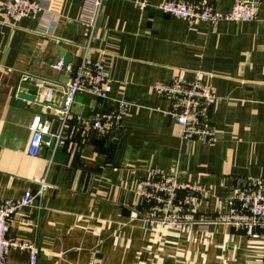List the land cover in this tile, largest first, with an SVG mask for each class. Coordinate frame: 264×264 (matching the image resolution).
Here are the masks:
<instances>
[{
	"label": "crops",
	"instance_id": "0c3cea01",
	"mask_svg": "<svg viewBox=\"0 0 264 264\" xmlns=\"http://www.w3.org/2000/svg\"><path fill=\"white\" fill-rule=\"evenodd\" d=\"M44 1L54 13L46 34L38 30L40 16L4 25L0 8V201L36 190L39 178L48 183L37 205L14 214L9 236L34 244L36 264H264V235L252 239L211 221L233 190L264 175V0L255 20L214 26H189L161 13L155 6L165 0H146L143 8L134 0H104L87 50L83 0ZM207 1L221 12L234 2ZM59 48L70 54L69 67L86 53L109 79L106 99L79 93L73 114L107 110L114 101L129 107L115 133L83 137L68 122L70 152L43 148L32 156L33 118L62 103ZM196 71L219 98L210 111L212 145L180 138L166 115L169 103L151 89L180 75L190 80ZM17 92L36 94L49 107L21 106ZM150 168L204 187L201 223L173 228L144 221L135 188ZM5 260L28 264V254L10 249Z\"/></svg>",
	"mask_w": 264,
	"mask_h": 264
},
{
	"label": "built area",
	"instance_id": "2783aa9c",
	"mask_svg": "<svg viewBox=\"0 0 264 264\" xmlns=\"http://www.w3.org/2000/svg\"><path fill=\"white\" fill-rule=\"evenodd\" d=\"M104 0H83L79 21L86 30L85 50L93 38ZM143 8L146 0H134ZM3 24L13 26L26 17L40 16L38 30L51 33L54 13L50 4L44 0H1ZM161 13L185 21L189 26L203 22L214 26L219 22H248L257 17L259 0H234L227 12L219 11L207 0H165L155 6ZM51 26V27H50ZM63 70L68 78L64 85L61 110H54L50 117L36 116L29 128L31 136L28 154L39 156L43 148L54 155L58 149L67 152L72 146L66 139L64 129L72 122L76 132L83 137L90 133L106 137L120 129L122 119L129 107L126 101H114L111 108L95 111L89 115L73 114L74 98L79 93H86L96 98L106 99L109 84L103 66L90 59L86 53L73 66L62 68V62L55 65ZM151 89L169 103L166 115L171 118L179 130L180 138L212 145L216 132L211 120V106L218 101L212 87L205 84L201 72H194L190 80L180 75L171 82H154ZM49 107V105H45ZM58 125L50 133L53 121ZM43 136H48L44 141ZM149 177L138 182L135 192L142 200L143 219L160 225L179 226L181 228L195 222L201 223L197 209L204 196L205 189L199 184L189 182L177 172H165L157 168L148 170ZM36 190L26 191L15 200L0 201V264H6L5 255L10 249L25 250L28 264H36L38 249L31 242L9 236L10 224L14 214L20 208L35 206L48 186L46 178L35 180ZM150 220V221H149ZM213 222L222 224L250 235L252 239L264 235V175L251 177L243 185L231 192L226 208L213 216Z\"/></svg>",
	"mask_w": 264,
	"mask_h": 264
},
{
	"label": "water",
	"instance_id": "95a60500",
	"mask_svg": "<svg viewBox=\"0 0 264 264\" xmlns=\"http://www.w3.org/2000/svg\"><path fill=\"white\" fill-rule=\"evenodd\" d=\"M59 56L62 58V68H66L68 66V64L71 62L70 54L68 52H66L63 48H59ZM67 78H68V75L66 74V80H67ZM19 86L22 88H27V89L33 91L34 93L38 92V87L34 84L23 83V84H20ZM15 96L17 99V103L21 106H26L27 102L34 103L37 105H44V106L47 105V104H43V103L39 102V100H36V94H26L24 92H17L15 94ZM61 108H62V103L57 108L54 107L53 109L54 110H61ZM43 116L50 117V114H43ZM57 125H58V120L55 119L52 123V126H51V130H50L51 134H53L55 132ZM48 138H49L48 136H43L44 141H47Z\"/></svg>",
	"mask_w": 264,
	"mask_h": 264
},
{
	"label": "rangeland",
	"instance_id": "374dc122",
	"mask_svg": "<svg viewBox=\"0 0 264 264\" xmlns=\"http://www.w3.org/2000/svg\"><path fill=\"white\" fill-rule=\"evenodd\" d=\"M203 219H202V217H201V221H202ZM150 221V220H149ZM211 221H213V220H211ZM155 223H156V221H155ZM164 226H168V225H164ZM168 227H173V228H178L179 226H177V225H174V226H168Z\"/></svg>",
	"mask_w": 264,
	"mask_h": 264
}]
</instances>
